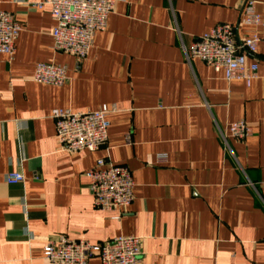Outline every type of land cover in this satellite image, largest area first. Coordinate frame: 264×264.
<instances>
[{
  "label": "crops",
  "instance_id": "1",
  "mask_svg": "<svg viewBox=\"0 0 264 264\" xmlns=\"http://www.w3.org/2000/svg\"><path fill=\"white\" fill-rule=\"evenodd\" d=\"M41 1L0 0L22 28L14 55H0V264H50L44 249L60 236L140 238V264H264V43L246 58L258 66L249 86L184 53L220 24L239 42L261 36L240 21L244 0H122L83 61L54 51L50 8L28 3ZM40 63L65 67L67 83L34 82ZM103 105L115 109L107 145L62 151L53 111ZM241 121L252 136L232 139ZM100 159L132 174L120 219L93 208L87 173ZM12 172L24 181L8 185Z\"/></svg>",
  "mask_w": 264,
  "mask_h": 264
},
{
  "label": "built area",
  "instance_id": "2",
  "mask_svg": "<svg viewBox=\"0 0 264 264\" xmlns=\"http://www.w3.org/2000/svg\"><path fill=\"white\" fill-rule=\"evenodd\" d=\"M26 1V0H22ZM122 0H42L28 2L32 7L43 10L50 8V16L56 23L51 31L55 52L68 54L79 61L85 60L94 44L97 33L105 31L110 14ZM241 23L245 26L260 27L262 35L247 34L239 42L237 27L220 24L209 33L197 38L191 48H184L187 60L199 59L215 72H224L227 82L244 80L249 86L257 78V63L246 66L248 56L255 57L260 43H264V20L255 13L254 1L242 3ZM22 31L14 16L0 10V55L12 57L15 43ZM33 81L61 87L68 81L63 66L40 63L36 67ZM115 112L106 105L96 111L73 113L69 110H54L56 137L60 149L67 153L80 151L96 152L108 142L110 120ZM232 139L246 140L252 136V128L244 121L229 125ZM224 142L227 138L220 131ZM229 147V146H228ZM89 190L93 197V208L103 212H117L120 219L134 200V182L127 166L115 165L108 159H100L87 173ZM24 181L19 172L6 176L8 185ZM44 257L50 264H90L98 258L101 264H140L142 239L123 236L100 245L60 236L49 242Z\"/></svg>",
  "mask_w": 264,
  "mask_h": 264
}]
</instances>
